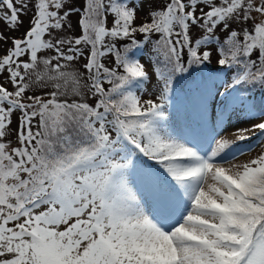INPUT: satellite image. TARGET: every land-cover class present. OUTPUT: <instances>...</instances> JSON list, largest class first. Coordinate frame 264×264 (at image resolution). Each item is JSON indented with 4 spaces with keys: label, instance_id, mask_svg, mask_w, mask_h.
<instances>
[{
    "label": "snow or ice",
    "instance_id": "snow-or-ice-1",
    "mask_svg": "<svg viewBox=\"0 0 264 264\" xmlns=\"http://www.w3.org/2000/svg\"><path fill=\"white\" fill-rule=\"evenodd\" d=\"M29 11L0 30V264H264V0H0V23Z\"/></svg>",
    "mask_w": 264,
    "mask_h": 264
},
{
    "label": "rangeland",
    "instance_id": "rangeland-1",
    "mask_svg": "<svg viewBox=\"0 0 264 264\" xmlns=\"http://www.w3.org/2000/svg\"><path fill=\"white\" fill-rule=\"evenodd\" d=\"M78 3H82V0H78ZM147 7L148 5L145 6V11H147ZM139 17L142 19L143 16H144V12H140L139 14ZM32 16V12L29 11L27 13V15H23L20 17V19L23 21L22 25H20L19 27V31H14V32H10L8 31L4 25L2 23H0V30L4 31V34L6 36H20L22 35L25 30L29 27V21H30V18ZM73 21H75L76 17H73L72 18ZM138 23L140 22L139 20L137 21ZM109 26H111V18H109ZM79 33L78 32H74V33H70V35H78ZM140 37V35H139ZM143 39V38H142ZM153 39L155 40L156 37H153ZM124 43H126V41H121V42H118V46H122ZM10 46V41L8 44H3L2 42H0V50L2 49H6L7 47ZM151 45H148L144 50H143V53H142V56H143V61L142 62H145L146 63V66H147V69L149 71V75H150V82L146 85V88H147V91L143 94V99H147L149 98L148 94L151 93L153 91V85L155 84V77L154 75L152 74V68H151V65L148 61V57H149V54L151 52ZM53 53L52 52H46L44 53V55H52ZM111 60L112 58L111 57H106L104 62L106 63V65L108 66H111ZM86 61L81 59L79 64H74L73 67L75 68H79L80 65H82L83 63H85ZM213 64L215 65V61H213ZM3 80V77H0V81ZM6 87H9V89H11V85H6ZM90 103H94V100H89ZM232 124L236 127H240L241 125H239L237 123V120L235 118H233L232 120ZM17 126V121H16V117L14 116L13 117V125H12V128L15 129ZM246 126V125H245ZM233 129H228L227 132L223 133L224 135H228V136H231V133H232ZM9 139L13 140L15 139L14 135L13 136H10ZM251 142H255L257 143V141L255 139H253L252 141L248 142V143H251ZM247 146V143L242 145V147H245ZM257 152L260 151L259 148L256 149ZM247 157L246 156H241L240 159L243 160V159H246Z\"/></svg>",
    "mask_w": 264,
    "mask_h": 264
},
{
    "label": "trees",
    "instance_id": "trees-1",
    "mask_svg": "<svg viewBox=\"0 0 264 264\" xmlns=\"http://www.w3.org/2000/svg\"><path fill=\"white\" fill-rule=\"evenodd\" d=\"M136 38H137L138 40H142V38H143V37H142L141 35H140V37H139V35H137V37H136ZM126 43H127V41H126ZM256 98H257V100H259V95H257V97H256Z\"/></svg>",
    "mask_w": 264,
    "mask_h": 264
}]
</instances>
